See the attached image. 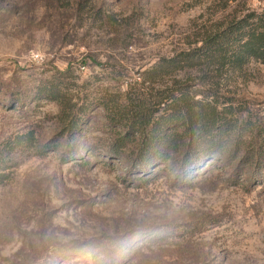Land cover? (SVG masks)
Listing matches in <instances>:
<instances>
[{"label":"rangeland","instance_id":"374dc122","mask_svg":"<svg viewBox=\"0 0 264 264\" xmlns=\"http://www.w3.org/2000/svg\"><path fill=\"white\" fill-rule=\"evenodd\" d=\"M263 11L264 0H0V264H264L263 63L181 73L197 98L232 105L229 142L181 148L188 164L137 163L136 136L123 141L107 110L161 58Z\"/></svg>","mask_w":264,"mask_h":264},{"label":"trees","instance_id":"16d2710c","mask_svg":"<svg viewBox=\"0 0 264 264\" xmlns=\"http://www.w3.org/2000/svg\"><path fill=\"white\" fill-rule=\"evenodd\" d=\"M251 60L264 64V11L247 14L209 35L199 47L161 58L120 100L111 99L107 110L113 111L114 120L128 129L122 140L136 136L141 148L137 163L160 166L172 159L188 164L190 157L178 154L181 148L190 150L193 145L207 144L218 147L224 140L227 144L221 132L225 128L224 114L232 105L223 106L210 94L197 98V87L179 77L181 73L190 76L200 72L208 78H220L224 70L242 71ZM156 82L163 88L153 93L152 84ZM77 125L72 121L70 127L74 130ZM174 152L177 157H172ZM208 152L206 156L211 157L213 153Z\"/></svg>","mask_w":264,"mask_h":264}]
</instances>
